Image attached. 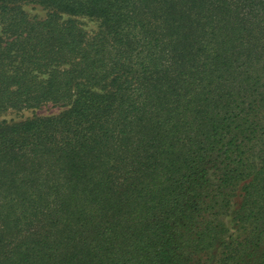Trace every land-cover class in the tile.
I'll return each instance as SVG.
<instances>
[{"label": "trees", "instance_id": "1", "mask_svg": "<svg viewBox=\"0 0 264 264\" xmlns=\"http://www.w3.org/2000/svg\"><path fill=\"white\" fill-rule=\"evenodd\" d=\"M48 103L0 121V264H264V0H0V111Z\"/></svg>", "mask_w": 264, "mask_h": 264}, {"label": "rangeland", "instance_id": "2", "mask_svg": "<svg viewBox=\"0 0 264 264\" xmlns=\"http://www.w3.org/2000/svg\"><path fill=\"white\" fill-rule=\"evenodd\" d=\"M23 10L27 13L29 17H39L43 18L46 16L47 10L44 9L37 3L34 2H24L22 4ZM74 19L77 20L79 26L88 34H95L101 28L100 21L96 18H91L88 16H74ZM61 110L60 106H53L52 104H46L41 106L37 110L31 109H23V110H6L0 111V121L1 120H18L25 118L26 116H31L33 113L36 114H51L56 113ZM264 140L258 143L255 147L254 152L258 153L260 148H263ZM264 149V148H263ZM263 151V150H262ZM259 160V159H258ZM208 176L210 177L213 183L216 182L217 173L213 171L210 167L208 171ZM240 185V184H239ZM237 188V187H236ZM239 194V186L236 191H234V195ZM231 194L230 203L221 210V213L217 217H213L212 219L217 221H222L224 223V237L229 240L237 238V240H243L246 236H248L249 232L252 231V227L254 226L253 220L251 219V212L256 211V209H250L248 212H245V216L236 215L237 206L239 205V197L233 196ZM242 214V213H241ZM212 216L207 215V218H211ZM222 245H218L214 247L212 250L207 252L197 254V257L193 259V262L197 264H213V262L217 259L218 254L221 253Z\"/></svg>", "mask_w": 264, "mask_h": 264}]
</instances>
